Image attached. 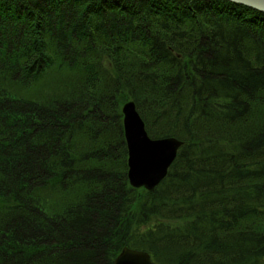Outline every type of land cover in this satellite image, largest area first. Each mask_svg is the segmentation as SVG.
Returning <instances> with one entry per match:
<instances>
[{
    "label": "trees",
    "instance_id": "obj_1",
    "mask_svg": "<svg viewBox=\"0 0 264 264\" xmlns=\"http://www.w3.org/2000/svg\"><path fill=\"white\" fill-rule=\"evenodd\" d=\"M2 11V12H1ZM185 141L128 179L122 106ZM264 264V11L0 0V264Z\"/></svg>",
    "mask_w": 264,
    "mask_h": 264
},
{
    "label": "water",
    "instance_id": "obj_2",
    "mask_svg": "<svg viewBox=\"0 0 264 264\" xmlns=\"http://www.w3.org/2000/svg\"><path fill=\"white\" fill-rule=\"evenodd\" d=\"M264 11V0H232ZM125 137L128 146V174L130 183L152 189L168 174L184 141L175 136L153 138L139 115L135 101H127L122 108ZM114 264H156L145 250L125 248Z\"/></svg>",
    "mask_w": 264,
    "mask_h": 264
},
{
    "label": "bare ground",
    "instance_id": "obj_3",
    "mask_svg": "<svg viewBox=\"0 0 264 264\" xmlns=\"http://www.w3.org/2000/svg\"><path fill=\"white\" fill-rule=\"evenodd\" d=\"M236 2V1H235ZM238 3H241V2H238ZM242 4H244V3H242ZM246 5V4H245ZM247 6H249V5H247ZM249 7H251V8H254V9H257V8H255V7H252V6H249ZM257 10H260V9H257ZM260 11H263V10H260ZM136 104V103H135ZM136 108H137V105H136ZM138 109V108H137ZM138 112H139V115H140V117L142 118V120H144L145 121V118L143 117V115L140 113V111L138 110ZM129 151V150H128ZM128 179H129V182H131L130 181V177H129V174H128ZM165 178H163L158 184H156L152 189H148V188H146L145 186H141V187H137L136 185H133L132 183H130V185L132 186V187H134V188H138V189H144V190H148V191H152V190H154L163 180H164ZM130 246H128V245H124L122 248H121V250H120V253H119V255L124 251V249L125 248H129ZM131 248H133V247H130V249ZM135 249H137V248H135ZM155 263V262H154Z\"/></svg>",
    "mask_w": 264,
    "mask_h": 264
},
{
    "label": "rangeland",
    "instance_id": "obj_4",
    "mask_svg": "<svg viewBox=\"0 0 264 264\" xmlns=\"http://www.w3.org/2000/svg\"><path fill=\"white\" fill-rule=\"evenodd\" d=\"M2 12V11H1Z\"/></svg>",
    "mask_w": 264,
    "mask_h": 264
}]
</instances>
